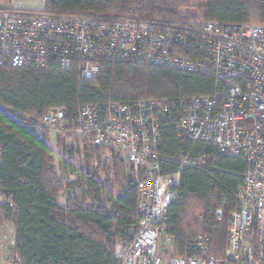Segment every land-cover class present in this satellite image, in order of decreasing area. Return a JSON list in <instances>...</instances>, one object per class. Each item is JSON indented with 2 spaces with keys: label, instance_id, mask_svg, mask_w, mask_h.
Instances as JSON below:
<instances>
[{
  "label": "built area",
  "instance_id": "1",
  "mask_svg": "<svg viewBox=\"0 0 264 264\" xmlns=\"http://www.w3.org/2000/svg\"><path fill=\"white\" fill-rule=\"evenodd\" d=\"M51 1L0 0V66L43 69L58 61L64 69L75 65L81 78L91 79L103 62H141L214 81L209 96L80 105L73 123L64 107L43 115L40 129L48 130L50 143L61 141L65 159L79 163L67 184L95 170L104 171V180L113 179L120 169L126 183L137 188L139 219L131 237L116 243L119 264H264V26L61 16L49 11ZM168 130L187 148L165 152ZM51 133H58L56 139ZM203 143L246 165L221 260L212 255L208 236L190 237L178 255L174 239L165 234L184 169L210 161L199 152ZM56 162L58 175H64L62 161ZM173 165L178 170L166 172ZM83 196L94 204L81 188L65 191L58 204L66 208L70 198ZM215 215L222 220L221 210ZM3 243L0 264H20L14 234Z\"/></svg>",
  "mask_w": 264,
  "mask_h": 264
},
{
  "label": "trees",
  "instance_id": "2",
  "mask_svg": "<svg viewBox=\"0 0 264 264\" xmlns=\"http://www.w3.org/2000/svg\"><path fill=\"white\" fill-rule=\"evenodd\" d=\"M196 4V12L180 13L159 0H52L48 9L61 16L105 20L188 18L264 26V0H196ZM214 91L208 75L141 62H103L91 79L81 78L75 65L64 69L58 61L43 69L0 66V230L6 222L13 224L20 264H119L116 243L131 237L139 219L138 190L126 183L120 169L118 193L114 195L111 181L106 180L105 198L103 185L91 173L78 175L76 183L62 184L48 130L40 129L48 109L64 107L73 123L80 105L147 99L175 102ZM165 134L170 140L162 148L165 152L187 148L174 131ZM199 152L210 161L206 167L184 169L180 198L169 207L165 234L174 239L178 255L190 235L208 236L212 255L221 260L246 165L241 158L221 155L204 143ZM67 163L61 162L63 168L69 169ZM177 170L178 165H173L166 172ZM77 188L87 189L94 204L83 196L60 207L59 194ZM218 210L223 213L221 221L215 215Z\"/></svg>",
  "mask_w": 264,
  "mask_h": 264
},
{
  "label": "rangeland",
  "instance_id": "3",
  "mask_svg": "<svg viewBox=\"0 0 264 264\" xmlns=\"http://www.w3.org/2000/svg\"><path fill=\"white\" fill-rule=\"evenodd\" d=\"M161 3H163L165 6H169V7H173L175 9H177L180 13H184L185 11H191V12H196L195 9H197V4H196V0H159ZM58 133H51V138L56 139V135ZM61 139V138H60ZM50 146L54 152L53 157L57 158V161H67L62 149V145H57L56 141L55 144L54 143H50ZM55 150V151H54ZM65 159V160H64ZM68 162V161H67ZM66 163V162H65ZM69 167V169H67L66 167L64 168V175H62L60 173V175H58L60 181L62 182V184L66 185V178L68 177L69 174L73 173L75 170H79V163H76V165L71 164L70 162L67 163ZM73 165V166H72ZM58 169V167H57ZM68 170V171H67ZM103 173L104 171L102 170H95L93 171V176L95 175L97 177V179H99V181L101 182V184L103 185V197H106V190H105V186L104 183H106V180L103 179ZM58 174V171H57ZM79 176H84V174L80 173ZM78 176V177H79ZM77 177V178H78ZM61 178L63 180H61ZM122 177L119 175L117 176V174L115 175V177L113 179H109V184L110 187H114V195H116L118 192V187L122 181L121 179ZM64 191L62 193L59 194L58 199L62 198L61 196H63ZM3 201V199L0 197V203ZM14 234V226L11 222H6L5 225L3 226L2 230H0V236L1 241H0V263L4 260L1 254L2 251V245L4 244V239L5 237L9 238V237H13ZM192 237V235H190L188 237V239Z\"/></svg>",
  "mask_w": 264,
  "mask_h": 264
}]
</instances>
